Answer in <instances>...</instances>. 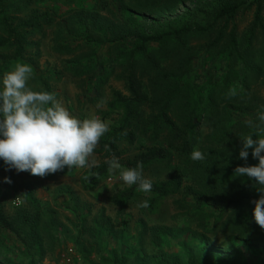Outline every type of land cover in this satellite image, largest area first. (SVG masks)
Wrapping results in <instances>:
<instances>
[{
	"label": "trees",
	"instance_id": "16d2710c",
	"mask_svg": "<svg viewBox=\"0 0 264 264\" xmlns=\"http://www.w3.org/2000/svg\"><path fill=\"white\" fill-rule=\"evenodd\" d=\"M47 1L59 0H0V77L27 54L35 63L43 40L52 36L53 49L77 55L66 59L61 71L38 75L41 91L56 97L50 80L57 82L64 71L76 77L90 102L103 98L109 79L121 83L122 90L112 89L105 99L102 117L110 120L109 131L93 153L99 163L79 177L81 189H95L110 174L107 160L113 156L124 168L137 162L144 168L164 160L170 150L175 172L152 180L148 193L138 185L119 188L116 205L146 196L151 208L158 199L179 195L174 204L207 232L211 224L230 239L264 244V229L252 218L251 201L259 193L253 180L234 172L245 164L238 156L240 139L250 134L264 138L259 120L264 115V0H97V9L65 12L45 7ZM186 2L194 9L163 22L152 19ZM122 144L134 152L126 154ZM193 150L205 159L192 160ZM256 163L249 154L247 164ZM64 193L66 198L55 204L77 220L76 244L84 242L86 232L96 239L101 226H81L87 211L80 195L71 189ZM33 199L29 209L9 214L0 203V232L27 247L31 264L59 243L60 226L53 215L45 221ZM106 223L113 227L110 219ZM143 229L156 249L153 264H190L163 251L160 228ZM132 253L112 254V264H129L130 257L132 264H146L137 251Z\"/></svg>",
	"mask_w": 264,
	"mask_h": 264
},
{
	"label": "rangeland",
	"instance_id": "374dc122",
	"mask_svg": "<svg viewBox=\"0 0 264 264\" xmlns=\"http://www.w3.org/2000/svg\"><path fill=\"white\" fill-rule=\"evenodd\" d=\"M67 1H47L43 5L58 12H65L71 8L95 9L97 3V0ZM193 6V3L186 2L172 11L154 15L152 19L156 22L170 20L194 9ZM50 31L49 28L47 32ZM43 41L42 55L35 63L29 60L27 54L22 61L11 64L3 75L18 64L26 63L32 67L27 86L33 91H41L38 75L46 77L52 68L61 71L66 59L77 55V52L71 55L53 49L52 36ZM62 73L64 75L57 82L55 79L50 80L54 90L57 91L56 100L78 119L95 116L109 124L110 120L102 117L105 99L109 98L112 89L122 90L121 83L109 79L102 89L103 98L90 102L85 96L86 90L79 89L76 77L66 75V71ZM89 94L94 96V91ZM260 94L264 96V87ZM120 147L126 154L134 152V147L123 144ZM90 159H94L96 164L100 160L97 154H93ZM175 165V155L169 150L164 160L144 167L143 175L151 180L164 179L175 172ZM5 167L0 161V203H3L4 211L9 214L18 209H29V202L35 197V201L45 213V221L53 215L56 222L60 223L56 236L59 243L55 244L43 258L38 259L36 256L33 264H36V260H40L39 264H112L113 255H123L126 252L134 254L132 252L135 251L140 257L145 258L143 262L153 264L152 259H155L156 249L150 243V234L144 232V226L161 229L160 247L178 262L179 258H182L184 262L190 260V264H264V244H258L252 239H230L219 233V230L212 228L211 224L206 227L211 232H207L195 220L191 221L186 216L185 210L174 204V200L178 199L179 195L158 199L151 208L148 205L141 206L144 201L148 203L151 199L146 196H139L122 207L116 205L114 194L119 188L126 186L119 180V170H111L95 189L83 191L79 177L90 167L65 168L63 171L43 177L27 172L5 170ZM6 176L11 179V183L4 182ZM66 189L79 194L81 203L86 204L87 212L82 228L101 226L96 239L88 237L86 232L83 236L84 242L79 241L80 245L76 244L77 220L70 212L58 208L55 204L63 199ZM208 214L210 217L211 212ZM106 219L111 220L113 227L106 223ZM57 242L58 240L55 243ZM30 253L14 235L0 232V264H31ZM128 262L132 264L131 257Z\"/></svg>",
	"mask_w": 264,
	"mask_h": 264
},
{
	"label": "clouds",
	"instance_id": "9594fccd",
	"mask_svg": "<svg viewBox=\"0 0 264 264\" xmlns=\"http://www.w3.org/2000/svg\"><path fill=\"white\" fill-rule=\"evenodd\" d=\"M31 74L32 67L23 63L0 77V161L5 170L43 177L65 168L95 166L90 158L109 131L108 124L95 116L78 119L52 93L33 91L27 86ZM259 120L264 123V115ZM240 140L238 156L245 164L234 172L254 181L259 197L251 201L252 218L264 229V138L250 134ZM249 154L256 164H247ZM190 156L194 161L205 159L200 150H193ZM107 163L110 169L119 170L124 184L138 185L145 193L152 190L153 182L144 177L142 163L124 168L114 156ZM4 182L11 183V179L6 176ZM141 206L147 207V201Z\"/></svg>",
	"mask_w": 264,
	"mask_h": 264
}]
</instances>
